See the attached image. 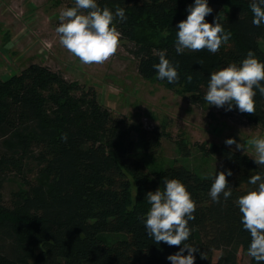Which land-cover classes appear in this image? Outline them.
<instances>
[{"label":"trees","instance_id":"16d2710c","mask_svg":"<svg viewBox=\"0 0 264 264\" xmlns=\"http://www.w3.org/2000/svg\"><path fill=\"white\" fill-rule=\"evenodd\" d=\"M193 2L98 0L113 12L125 9L128 19L117 21V31L133 45L144 79L208 108L203 97L212 72L242 61L249 51L264 62V25L252 24L251 0H209L213 12L206 21L220 16L230 41L215 54L205 49L177 55L176 26ZM160 51L179 64L177 83L157 79L153 65ZM254 101V113L227 112L264 127V96L257 92ZM134 130L100 101L93 86L42 63L0 76V264H171L167 257L183 245L156 244L143 223L150 208L146 194L162 190L163 178L184 183L196 204L188 225V243L198 249L195 264H239L238 252L247 253L250 235L234 201L254 189L248 179L264 175V167L223 143L202 147L218 158L217 174L233 173L227 177L232 197L216 203L208 195L215 173L202 176L178 159L151 167L134 153ZM137 131L147 152L166 135L159 127ZM9 180L15 187L6 194Z\"/></svg>","mask_w":264,"mask_h":264},{"label":"clouds","instance_id":"9594fccd","mask_svg":"<svg viewBox=\"0 0 264 264\" xmlns=\"http://www.w3.org/2000/svg\"><path fill=\"white\" fill-rule=\"evenodd\" d=\"M250 9L252 24L256 27L264 25V0H251ZM186 11V19L176 26L177 55L184 54L185 50L205 49L215 54L222 45L228 44L231 34L224 30L221 17L217 16L212 23L205 19L213 12L209 0H194ZM127 19L124 8L117 7L113 12L108 7H100L98 0H75L73 7L60 12L55 31L60 45L82 65L101 64L117 52L121 34L116 23H124ZM153 68L161 81L174 84L180 79L179 64L166 58L164 51H160L159 63ZM257 92L264 96V62L249 51L242 61L211 73L203 99L209 106H226V111L238 109L241 113H254ZM225 144L235 145V150L245 153L249 151L235 138L226 139ZM248 144L252 148L254 163L258 168L264 167V136H253ZM232 175L231 169L215 172L208 192L212 201L219 203L221 197L224 201L232 197V187L227 183V177ZM162 183V190L158 188L146 194L150 205L143 220L147 235L158 245L161 242L168 246L183 245L178 252L167 257L171 264H195L198 249L188 243L191 236L188 225L195 219L196 204L180 180L163 178ZM248 183L255 186L254 189L239 196L234 203L241 213L243 229L250 235L247 254L255 264H264V175H251Z\"/></svg>","mask_w":264,"mask_h":264},{"label":"rangeland","instance_id":"374dc122","mask_svg":"<svg viewBox=\"0 0 264 264\" xmlns=\"http://www.w3.org/2000/svg\"><path fill=\"white\" fill-rule=\"evenodd\" d=\"M69 2L0 0L1 77L18 73L31 63H42L70 80L93 86L105 106L133 125L134 153L144 157L142 159L153 168L167 166L178 159L202 176L212 175L218 171L220 162L215 155L206 154L203 148L214 143L225 144L229 138L247 147V153L252 156L248 141L253 136H264V127L253 128L223 108L193 104L186 94L144 79L129 41L120 38L117 52L107 61L82 65L60 45L55 31L60 22L59 14L69 8ZM155 127L165 130L166 135L155 151L147 152L137 130ZM6 185L5 193L8 194L15 182L9 180ZM220 254L221 251H216L214 259ZM238 262L251 264V258L240 250Z\"/></svg>","mask_w":264,"mask_h":264},{"label":"built area","instance_id":"2783aa9c","mask_svg":"<svg viewBox=\"0 0 264 264\" xmlns=\"http://www.w3.org/2000/svg\"><path fill=\"white\" fill-rule=\"evenodd\" d=\"M146 126H148V127H152V125H146Z\"/></svg>","mask_w":264,"mask_h":264}]
</instances>
